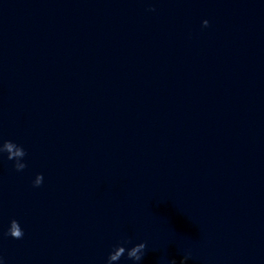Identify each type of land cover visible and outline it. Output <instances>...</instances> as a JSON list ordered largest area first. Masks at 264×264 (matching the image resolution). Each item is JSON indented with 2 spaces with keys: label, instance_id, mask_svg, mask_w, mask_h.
I'll use <instances>...</instances> for the list:
<instances>
[{
  "label": "clouds",
  "instance_id": "obj_1",
  "mask_svg": "<svg viewBox=\"0 0 264 264\" xmlns=\"http://www.w3.org/2000/svg\"><path fill=\"white\" fill-rule=\"evenodd\" d=\"M150 11H154V9H149ZM209 22L204 20L202 22L203 27H207ZM6 153L7 159L9 161H14L13 167L17 172H22L26 167L27 164L24 162V157L27 155L25 149L18 145L17 143L11 140H2L0 141V155ZM43 182V174H37L36 178L33 182V187H39ZM7 235L11 236L14 239H22L24 236V231L20 226V223L13 219L10 221V225L8 228ZM124 243L117 244L113 247L112 251L109 253L107 257L106 264H116V262L120 261L122 257L127 256V259L131 260L136 264V262H140L145 254L147 244L146 242H140L135 244L131 248H126ZM190 258V253L186 254L182 260L181 264H185V261ZM0 262H2V258H0ZM168 264H176L175 260H171Z\"/></svg>",
  "mask_w": 264,
  "mask_h": 264
}]
</instances>
